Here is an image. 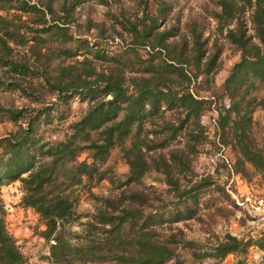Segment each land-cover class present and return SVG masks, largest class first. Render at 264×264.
Instances as JSON below:
<instances>
[{
    "label": "trees",
    "instance_id": "obj_1",
    "mask_svg": "<svg viewBox=\"0 0 264 264\" xmlns=\"http://www.w3.org/2000/svg\"><path fill=\"white\" fill-rule=\"evenodd\" d=\"M86 1L0 0V90L17 92L21 100L0 101V122L14 126L0 137V190L20 183V205L45 227L39 236L48 242L49 264H167L180 244L189 249V259L176 257L174 264L205 258L220 264L229 254L232 264H247L248 247L262 248L263 237L244 240L225 232L212 242L206 237L209 243L199 247L185 240L182 230L169 229L205 218L210 227L214 214L227 207L215 202L229 197L214 177L217 169L192 170V158L208 137L201 116L212 102L192 87L219 70L222 43L207 34L204 20L170 18L165 0H153V13L149 0H135L141 16L138 10L108 11L112 32L126 34L111 53L77 36L76 11ZM212 11L218 34L239 51L223 81L229 102L219 107L215 138L234 151L232 171L246 180L254 174L264 179V149L253 131V112L264 107V94L257 92L264 88V0H214ZM103 26L88 19L86 30L101 34ZM73 97L86 100L87 108L67 124L63 139H44L42 129L54 121L53 104ZM84 149L92 151L93 163H68ZM113 149L127 165L122 177L106 164ZM150 172L161 176L170 194L163 208L141 187ZM103 180L110 182V193L95 197L94 212L80 224L86 233L72 231L81 218L80 189ZM214 191L220 194L201 200ZM5 212L0 195V264H25ZM127 219L130 228L123 229Z\"/></svg>",
    "mask_w": 264,
    "mask_h": 264
},
{
    "label": "rangeland",
    "instance_id": "obj_2",
    "mask_svg": "<svg viewBox=\"0 0 264 264\" xmlns=\"http://www.w3.org/2000/svg\"><path fill=\"white\" fill-rule=\"evenodd\" d=\"M109 4L104 5L98 3L97 0H87L77 8L76 16L78 18L77 33L81 38L88 39L92 43H98L101 47H107L108 51L114 53L122 46V40L126 38V34L122 36L116 35L111 30L110 13H119V8L124 9L126 15H131L138 10L137 15L141 16L142 6L137 5L135 0H108ZM170 6V18H179L181 23L189 19L204 20L207 24V34L216 37L219 43H222V51L220 55V68L210 76V81L201 83L200 80L193 85V90L198 95L206 97L211 102V105L203 112L201 121L206 129L208 136L204 143L200 146L199 152L192 158V170L197 174L210 173L214 171L215 179L224 188L228 194V198L220 196L216 199L217 205L226 204L227 207L217 211L215 221H210L212 225L209 227L205 218L204 222L188 220L185 222L173 223L169 229L177 232L178 229L183 231L185 240H195L199 247L205 246L206 237H211L210 241L215 240V236L222 235L225 232H230L244 240L252 238L253 240L262 238L263 247L256 245L248 247L246 256L247 264H264V179L257 174L252 175L250 180L242 177L239 173L232 171L224 156L230 164L235 160V153L230 146L221 148L215 138V128H212L210 119L218 114L219 107L227 105L229 102L228 96L223 92V81L228 74L229 69L239 59L238 48L221 38L216 30V22L209 16L213 11L214 0H165ZM155 4L153 0H149V12L153 13ZM92 22H103L105 31L100 34L96 28L86 30L87 20ZM172 21L168 19L167 25ZM122 41V42H121ZM109 52V53H110ZM139 53H144L139 50ZM260 95L264 94V88L258 89ZM1 102H13L18 105L21 100L17 92L1 91ZM87 108V101L77 97L65 103H54L51 114L53 123L42 129V137L44 139L61 140L66 133V126L69 122L77 119L83 110ZM253 120L255 122L254 135L264 149V107L259 106L253 112ZM14 129V126L9 122H0V137L8 131ZM86 162L91 164L94 162L92 151L84 149L75 154L68 161L69 164ZM111 165L117 177H122L127 172V165L119 158L117 149L111 150V154L106 162ZM160 175L155 172H150L143 178V185L146 191L150 193L153 199V205L163 208L169 203L170 194L167 192V186L160 181ZM111 184L107 180L92 184L91 187L80 189L79 198L76 205V213L81 218L79 221L71 224V230L79 232L82 235L86 233V226L80 225L87 221V215L94 212L96 198L106 196L110 193ZM220 191L205 193L201 200L208 201L217 197ZM0 195L5 206V220L8 231L16 238L17 243L26 257L27 264H49L45 258L48 255V242L39 236V231L44 225L39 221L38 215L31 209L24 208L20 205L19 200L22 196L20 183L18 181L3 185L0 190ZM158 199V200H157ZM231 201V202H229ZM233 201V202H232ZM164 204V205H163ZM210 211H214V206H210ZM201 208V206H200ZM203 211V210H201ZM206 213V212H205ZM79 223V224H78ZM205 223V224H204ZM208 228L210 230L206 231ZM123 229L130 228V220L127 219L123 224ZM166 227H169L166 225ZM167 232L169 231L166 229ZM166 233V231H165ZM214 233V234H212ZM179 236V235H178ZM205 237V238H204ZM189 249L183 248L180 244L175 251V257L167 264H174V260L189 259ZM234 255H227L220 264H232ZM87 264H115L114 261L104 263H87ZM199 264H219L213 259H203Z\"/></svg>",
    "mask_w": 264,
    "mask_h": 264
},
{
    "label": "built area",
    "instance_id": "obj_3",
    "mask_svg": "<svg viewBox=\"0 0 264 264\" xmlns=\"http://www.w3.org/2000/svg\"><path fill=\"white\" fill-rule=\"evenodd\" d=\"M215 118H216V116L215 117H212L211 119H210V124H211V126H212V128H215ZM221 148H224V147H221ZM224 159H225V161H226V163H227V165L230 167L231 166V164H230V162L228 161V159L224 156Z\"/></svg>",
    "mask_w": 264,
    "mask_h": 264
},
{
    "label": "crops",
    "instance_id": "obj_4",
    "mask_svg": "<svg viewBox=\"0 0 264 264\" xmlns=\"http://www.w3.org/2000/svg\"><path fill=\"white\" fill-rule=\"evenodd\" d=\"M25 264H27V262Z\"/></svg>",
    "mask_w": 264,
    "mask_h": 264
}]
</instances>
